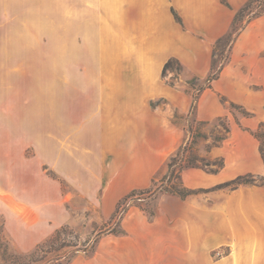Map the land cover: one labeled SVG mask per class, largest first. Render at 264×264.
<instances>
[{
	"label": "crops",
	"instance_id": "0c3cea01",
	"mask_svg": "<svg viewBox=\"0 0 264 264\" xmlns=\"http://www.w3.org/2000/svg\"><path fill=\"white\" fill-rule=\"evenodd\" d=\"M62 1L64 57L80 59V80L69 83L78 119L67 139L70 147L58 154L49 148L41 162L38 81L34 76L25 81L23 74H33L40 56L41 7L50 8L55 0H0V240L22 253L55 228L41 212L51 200L41 206V197H57L60 188L41 169L43 162L79 195L101 197L103 215L131 190L151 185L186 137L173 113H190L192 100L183 79L177 84L164 80V63L174 57L205 80L220 56L217 40L231 30L249 0ZM262 5L260 13L236 22L218 74L199 93L194 110L197 120L227 117L229 137L241 135L245 144L233 149L232 158L217 156L223 159L217 172L181 170L182 185L195 190L186 197L202 192L211 198L189 202L162 194L178 197L172 202L179 209L143 223L148 233L155 226L164 229L177 244L187 245L186 252L159 261L149 257L146 263L128 242L120 252L85 264H264V183L226 192L217 187L239 175L264 176L260 140L254 135L264 134V0ZM193 236L198 241L191 242ZM222 246L229 251L212 259L209 249ZM196 250L201 256L195 257Z\"/></svg>",
	"mask_w": 264,
	"mask_h": 264
},
{
	"label": "rangeland",
	"instance_id": "374dc122",
	"mask_svg": "<svg viewBox=\"0 0 264 264\" xmlns=\"http://www.w3.org/2000/svg\"><path fill=\"white\" fill-rule=\"evenodd\" d=\"M262 1L253 0L241 18L247 13L253 14L263 10ZM48 8L47 6L41 7L40 12V56L34 59L33 74H23L25 81L28 77L31 80L32 76H34V81H38V124L41 162L47 160L49 148H51L53 153L58 154L63 151L64 146L70 147L67 139L70 141V134L78 116L75 112L77 106L74 98L75 91L70 89L69 83L80 80L78 72L80 59L64 57L63 1L55 0L54 5ZM223 41L217 45L218 53L222 52V54L220 56L216 55L213 59V68L215 70L218 69L227 54V46L224 49L221 47L224 43ZM22 61L27 65V59ZM28 64L31 67V62ZM163 78L170 84H177L183 79L186 83V91L189 90L187 91L189 94L193 91L189 89V83H193L194 87L205 84L204 79L200 80L183 65L180 70H176V64H174L173 68L168 70ZM157 103L161 104V102ZM231 111L235 115L240 114L238 110L231 109ZM174 115L176 120L172 119L173 122L185 130V140L178 149L168 155L161 168L153 175L154 185L151 183L149 187L155 188L163 182L162 186L173 184L175 187L180 188L179 168L180 166H186L188 159H192L195 165L210 169L214 167L213 161L218 160L217 156H223L224 154L228 158H232L233 149L235 150L236 147L240 149L245 144V139L241 135L229 137V133L225 129L229 124L227 117L221 116L210 120H197L194 116V111H190L187 114L174 111ZM262 131H264V128ZM223 137H226V139L221 142L222 146L217 147V144L220 143V138ZM184 146L187 147L183 151L182 148ZM171 158H176V163L169 169L167 164ZM204 163H209V165L205 166L203 165ZM41 169L49 177L55 179L60 188V191H57V197H41V206L44 205V201L47 198H50L51 202L45 204L41 212L49 215L51 218L50 222L55 223V228L41 241L62 225H67L81 242L90 240L96 233L103 231L93 253L77 252L67 264H85L87 261L101 259L107 253L120 252L121 248L127 247L128 242H131L136 247V258H144L146 263H149V257L159 261L160 259L178 256L186 252L187 245L183 247L177 244L174 238H169V234L164 229L155 226L151 229L153 232L148 233L143 226L145 220L150 222L155 216L168 215L175 210L177 211L179 208L172 201L178 197H163L164 195L162 194L168 193L160 191L148 193L137 188L134 195L121 205L120 214L123 208H126L123 218L120 220L119 216H117L111 220L109 217L112 212L109 215H103L101 212L99 206L101 197L79 195L57 172L49 168L46 162L41 164ZM259 183H262V180H257L256 184ZM220 190L226 192L229 187H221ZM197 194L201 197H186L183 200L186 199V201L191 202L193 199L211 198L206 193L199 192ZM60 195L63 197H60ZM118 201H116L114 209ZM207 202L206 200L201 201L205 205ZM150 213L154 215L150 216ZM112 221L120 222V228L123 230L122 234H105V230L108 229L109 223ZM42 230L41 225V232ZM154 240L157 243L153 248L152 242L154 243ZM190 241L196 242L198 239L193 236ZM147 242L150 243L149 246ZM145 244L146 246H144ZM228 251L227 246H222L209 249L208 252L212 259H217ZM30 252H19L12 248L5 239L0 240V264H39L32 261L36 257L30 255ZM201 254L199 250L194 251L195 257H199Z\"/></svg>",
	"mask_w": 264,
	"mask_h": 264
},
{
	"label": "trees",
	"instance_id": "16d2710c",
	"mask_svg": "<svg viewBox=\"0 0 264 264\" xmlns=\"http://www.w3.org/2000/svg\"><path fill=\"white\" fill-rule=\"evenodd\" d=\"M223 1H225V0H223ZM252 1L253 0L247 1L238 10V12L236 13V15L233 19V24L231 26V30L226 35L221 37V39L217 40L215 48H214L215 54L217 53L216 50H217L218 43H220L224 40L223 41L224 43L221 46L222 49H224L226 46L229 45V42L231 40V35L233 34V32L237 28L236 22L238 20L242 19L241 16L243 15L244 11L247 10L246 8L249 7V4ZM262 4H263V1H262ZM261 11H263V10H261ZM260 12H255L253 14L260 13ZM173 14H174L175 19L178 22H181L180 17L174 12V10H173ZM217 54L221 55L222 52H219ZM174 64H176V70H180L182 68V64L180 63V61L178 59H176L174 57H170L166 60V62L163 65L162 76H165L166 72L173 68ZM217 74H218V69L214 70L213 72H211L207 76V78L205 79V84L197 86V87H194L193 83H189V89L193 90L190 92L191 98H192L191 105H190V111L191 112L194 111V109L196 107V101H197L199 93L203 90V88L210 86V81L212 79H214L217 76ZM187 91H189V90H187ZM231 106L233 108H239L238 106H235L233 104ZM173 120L174 121L176 120L175 115L173 116ZM261 126L264 127V124H262ZM225 129H226V132L229 131L228 127H225ZM254 135H255V137H257L260 140V152H261V155L264 159V143H263L264 134L257 131L254 133ZM224 138L225 137L220 138V142ZM186 147L187 146H184L182 148L183 151L186 150ZM175 163H176V158H171V160L167 164L168 168L170 169L173 165H175ZM187 163L188 164L186 166H180V168H179L178 177H179L180 184H181L180 188L175 187V185H173V184L172 185L167 184V185L162 186V183H163L162 182L160 186L158 185L155 188L147 187V188L140 189V190H144V192H148V193H151L152 191H160L163 193L177 195L182 199L185 198L186 196L194 193L195 190L186 188L182 185L180 172L185 167H202V166H198V165L193 164L192 159H188ZM212 164L214 165V167L207 169V170L210 172H217L223 166V159L221 157H218V160L213 161ZM203 165L207 166V165H209V163H204ZM257 180L258 181L262 180V183H264V176H257V175H252V174L239 175V176L235 177L234 179H231L229 181H226V182L218 185L217 187H229V188L233 189V188H236L240 184L256 183ZM152 184L154 185L153 180H152ZM135 191H136V189H133L119 199V201L117 202L116 207H115L114 211L112 212V214L110 215L109 219L113 220L117 216H119L118 218L120 220L123 218V215L126 211V208L124 207L122 210V213L120 214L119 212L122 209L121 205L124 201H127L129 198H131L134 195ZM152 215H154V214L150 213V216H152ZM119 221H112L111 223H109L108 229L105 230V234H108V233L122 234L123 230L120 228V222ZM102 233H103V231H99L98 233L95 234V236L92 239L87 240L85 242H81V241H79L78 236L75 233H73V231L71 229H69V227L67 225H62L59 228L55 229L54 232L50 236H48L47 238H45L44 240L39 242L29 254L36 257L35 259L32 260L34 263H39V264H67L70 262L72 257L77 252L81 251V252H84L86 254L87 253H93L96 249V246L99 242V239H100Z\"/></svg>",
	"mask_w": 264,
	"mask_h": 264
}]
</instances>
